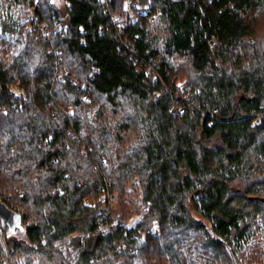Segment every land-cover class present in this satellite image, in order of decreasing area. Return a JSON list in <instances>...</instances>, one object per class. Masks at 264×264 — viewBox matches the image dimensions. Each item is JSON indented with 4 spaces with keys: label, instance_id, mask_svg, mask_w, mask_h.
Here are the masks:
<instances>
[{
    "label": "trees",
    "instance_id": "trees-1",
    "mask_svg": "<svg viewBox=\"0 0 264 264\" xmlns=\"http://www.w3.org/2000/svg\"><path fill=\"white\" fill-rule=\"evenodd\" d=\"M7 1L0 263L264 264V0Z\"/></svg>",
    "mask_w": 264,
    "mask_h": 264
},
{
    "label": "rangeland",
    "instance_id": "rangeland-1",
    "mask_svg": "<svg viewBox=\"0 0 264 264\" xmlns=\"http://www.w3.org/2000/svg\"><path fill=\"white\" fill-rule=\"evenodd\" d=\"M55 4L63 8L64 7V0H53ZM35 2H39L38 0H35ZM0 3L3 4V9L0 12H3V14L0 15V19H4V17H11L15 18L19 14L20 10L18 7H10L7 8L9 5V1L7 0H0ZM40 3V2H39ZM24 6V5H23ZM21 7L22 10H26V12H29L28 20L30 19L32 13L34 14V9L30 8L29 6ZM24 13V12H23ZM114 17L119 16L120 13L113 14ZM121 16V15H120ZM44 31H47L46 28H44ZM1 40L7 42L8 36L2 35ZM6 44V43H5ZM4 44V45H5ZM3 45V46H4ZM63 74V75H62ZM66 74L64 72H59L58 77L65 78ZM9 89H12V91L18 95H24L26 94V90L21 87L20 85H9ZM129 195L127 196V199L124 200L125 202L123 204H115V206H121L123 213L127 214V224H137V222L142 218L145 210H146V204L143 202V190L141 183L139 182L138 178H135L133 181L130 182L128 185ZM91 202H94V198H90ZM4 264V263H0ZM6 264V263H5Z\"/></svg>",
    "mask_w": 264,
    "mask_h": 264
},
{
    "label": "water",
    "instance_id": "water-1",
    "mask_svg": "<svg viewBox=\"0 0 264 264\" xmlns=\"http://www.w3.org/2000/svg\"><path fill=\"white\" fill-rule=\"evenodd\" d=\"M2 84L0 78V93ZM24 214L11 208L4 200L0 199V221L7 227L8 236L29 241L27 225L24 223Z\"/></svg>",
    "mask_w": 264,
    "mask_h": 264
},
{
    "label": "built area",
    "instance_id": "built-area-1",
    "mask_svg": "<svg viewBox=\"0 0 264 264\" xmlns=\"http://www.w3.org/2000/svg\"><path fill=\"white\" fill-rule=\"evenodd\" d=\"M138 5H139L138 0H128L127 6H126V12L127 13H132L134 11L135 7H137ZM36 7H38V4H36ZM121 20H122V16L119 15V16L114 17V15H113V21L114 22H121ZM127 25H128L127 21H123L122 22V26L123 27H126ZM185 110H186V107L184 105H175L173 107V111L177 112V113H180V114H183L185 112ZM129 226L134 227L135 224H130ZM158 233H159V230L156 227L155 228V234H158ZM135 237H137V238H145L146 234H145V232L140 231L138 234H136Z\"/></svg>",
    "mask_w": 264,
    "mask_h": 264
},
{
    "label": "bare ground",
    "instance_id": "bare-ground-1",
    "mask_svg": "<svg viewBox=\"0 0 264 264\" xmlns=\"http://www.w3.org/2000/svg\"><path fill=\"white\" fill-rule=\"evenodd\" d=\"M35 5H36V4H35ZM31 6H32V5H31ZM31 8H32V7H31ZM39 8H40V7H39ZM33 9H34V8H33ZM138 9H139V8H138ZM142 9H143V8H142ZM136 11H137V10H136ZM34 12H35V11H34ZM125 13H126V12H125ZM140 13H141V12H139V13H137V14H140ZM32 14H33V13H32ZM127 14H128V13H127ZM120 15H121V14H120ZM125 15H126V14H125ZM125 15H124V16H125ZM132 15H133V14H132ZM132 15H130V16L132 17ZM135 15H136V14H135ZM33 16H34V15H33ZM121 16H122V15H121ZM126 16H127V15H126ZM125 18H126V17H125ZM125 18H124V19H125ZM124 19H123V20H124ZM128 19H129V18H128ZM125 21H126V20H125ZM44 27H45V26H44ZM121 28H122V26H121ZM123 28H124V27H123ZM62 75H63V74H62ZM68 77H69V76H68ZM73 77H74V76H73ZM67 79H68V78H67ZM69 80H70V79H69ZM72 81H73V80H72ZM73 82H74V81H73ZM11 90H12V89H11ZM106 188H107V187H106ZM106 188H105V189H106ZM102 190H103V189H102ZM103 191L105 192V190H103ZM101 192H102V191H101ZM111 195L113 196V194H111ZM110 200H113V198L110 199ZM4 201H5V200H4ZM85 202H86V201H85ZM109 202H110V201H109ZM111 202H112V201H111ZM107 203H108V201H107ZM113 203H114V202H113ZM111 205H112V204H111ZM111 205H110V206H111ZM106 206H107V205H106ZM110 209H111V207H110ZM2 225H3V224H2ZM5 228H6V227H5ZM0 230H1V229H0ZM154 230H155V229H154ZM6 232H7V231H6ZM147 234H148V233H147ZM146 237H147V236H146Z\"/></svg>",
    "mask_w": 264,
    "mask_h": 264
}]
</instances>
